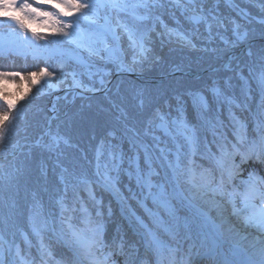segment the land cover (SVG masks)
I'll return each instance as SVG.
<instances>
[{
  "label": "snow or ice",
  "instance_id": "1",
  "mask_svg": "<svg viewBox=\"0 0 264 264\" xmlns=\"http://www.w3.org/2000/svg\"><path fill=\"white\" fill-rule=\"evenodd\" d=\"M35 4L48 5L52 10L44 11L40 7H33ZM144 9L145 15L140 16L137 14L138 9ZM151 5L148 0H137V2L130 3V0H91V2H83V0H0V16L5 17L6 21L12 22L20 30L17 35L25 42L35 44V41L41 39H47L46 36L39 35L35 29H31L30 25L26 21L38 20L44 18L45 22L51 21V25L56 28L57 34L64 38V42L71 45L72 48L67 52H62L60 55L67 56L68 60L77 63L84 69L89 70V75H93L90 71L94 65L89 63L91 57H97L99 59H109L113 61L119 60L118 52V41L120 34L117 29L122 30V33L127 35L128 40L133 48L138 49L137 55L141 58L145 57L149 49L145 43V35L137 37L134 29L130 28L129 25L120 19V14L130 15L139 20L148 19V12L150 11ZM11 13H21L22 15H16ZM76 14V19L73 22L66 23L60 17H71ZM194 23H200L204 21L207 24L209 35L211 36V29L213 23L217 27H223L222 22L218 21L216 16H212V22L210 23L206 16H192L189 17ZM87 21L89 24V30L84 31L81 29V22ZM102 21V22H101ZM115 21V23H113ZM235 23V22H233ZM239 25H236L232 31L234 39L229 41L225 36H220V39L229 46H235L244 37L238 31ZM31 30V37L28 32ZM181 39H186L182 34L177 33ZM109 38L117 42L116 46L109 45ZM191 43L190 40L186 41ZM37 49H40L41 45L35 44ZM86 52L88 59L81 54ZM75 53V54H73ZM106 54V55H102ZM260 59L264 62V51L260 54ZM67 73L63 71L57 76L56 72H50L47 67L40 68L38 71L28 73V77L33 86L41 85V81L44 84L38 87L37 94H43L45 88H52L58 85H62L66 82ZM72 82L74 87H82V84L76 78V74H71ZM15 77H24L19 72H3L0 71V81H6ZM260 81L264 84V72L260 75ZM103 83V80H101ZM213 97L219 103L221 101L222 93L220 89H212ZM191 103L194 110L198 114H202L203 109H207L208 102L206 98L200 93H192ZM7 110L0 112V153H7V148L3 147L4 142L11 131V127L14 123L22 118L20 112L16 111V104L9 99L7 96L2 97ZM179 115L174 118H169L168 115L160 114L158 116L159 123L150 122L147 129H145L143 135L151 136L153 142L158 146L160 138L155 135L157 129L161 130L165 136L171 138L173 143L176 145L175 160L169 163V168L172 171V180L179 185L182 181L184 184L191 186L189 196L184 197L189 202L196 200H202L205 205H208L209 209H216L217 216L222 217L223 212L227 210V206L230 205L232 208V215L240 217L244 212H250V215L244 216L243 221L246 225L250 224L255 226L258 231L264 233V179L257 180L250 175L247 181H244L247 185L243 192L237 191L235 186L231 188L232 179L236 175L238 165L232 164L231 167L226 168L225 162L229 158H234L235 155H241L242 161L248 158V154L257 151H264V124L258 126L259 137L248 141L246 138V129L243 125L235 126L233 135L236 137V142L233 143L227 139V136L223 132L216 133V125H211L213 128L214 136L216 139L214 143L218 151V155L211 154L217 168L220 170V176L217 179L207 169H201L197 171L196 166L193 165L190 159L191 155L195 154L196 147L200 142V126L191 124L185 117V109L183 101L180 102V106L177 108ZM210 124V121H205ZM136 135V140L133 144L134 149H141L144 154V161L147 164V170L140 167V155L137 153L134 157H129V167L134 170L129 171L128 175L135 176L137 185L142 190H147V196L145 199L151 197L154 203H157L160 207L165 208L170 215H174V210L170 208L168 201V193L164 190L163 185L153 184L152 177L154 172L152 170L151 161L153 158V149L148 144L144 143L139 138V134ZM62 138L52 136L49 143L45 145L49 151H57L59 149ZM180 141L186 144L190 152H181ZM64 144H67V140H63ZM247 144L248 154L241 152V148ZM118 146H112L109 150V154L105 160L100 159V153L97 154L96 162V175L100 177L103 186L112 191L117 196H120L117 183L121 172V165L124 162V153L117 150ZM166 149L161 148L160 152L163 154ZM189 156L187 164L182 163V156ZM67 171V170H65ZM113 173H115L113 175ZM64 180V177H61ZM13 180V174L4 172L2 166H0V183L5 186H11ZM80 183H87L86 179H80ZM156 191H153V189ZM68 183L65 182V192H67ZM211 194V195H209ZM207 197V199H205ZM123 203V198L120 197ZM237 200L240 201L241 207H237ZM260 201V205L256 204V201ZM61 209L60 213V224L63 228L66 227L68 233H70L72 243L69 247L74 249V254L78 257H83L88 264H106L108 256L103 255L102 249L105 247L103 241V226L101 223L94 221L90 214L86 213L82 219L84 227H78L72 222V217L69 214L65 216V212L75 211V207L68 209L64 204L63 200L58 201ZM146 211H149L146 209ZM201 214L206 217L212 224V227L220 231L225 221L222 219L221 223L217 224L216 221L209 215L208 211L200 209ZM30 220L33 224V231L39 234L41 228L51 227L52 231L55 232V227L52 224L51 219H45L43 209L38 200L33 198V204L30 209ZM151 215H156L151 213ZM100 213L97 212V216ZM134 215V214H133ZM158 219V217H157ZM7 224V220L4 221ZM162 223V222H161ZM165 231L168 228L165 227ZM7 241L4 240L2 234H0V253L3 251V246ZM261 247L255 253L254 258L242 259L239 264H264V241H261ZM159 248V245H158ZM174 251L172 249L169 250ZM97 253H101L97 255Z\"/></svg>",
  "mask_w": 264,
  "mask_h": 264
},
{
  "label": "trees",
  "instance_id": "2",
  "mask_svg": "<svg viewBox=\"0 0 264 264\" xmlns=\"http://www.w3.org/2000/svg\"><path fill=\"white\" fill-rule=\"evenodd\" d=\"M253 1L256 2L255 5H257L258 8H254L252 5L245 2H242V4L245 5L252 14L259 17L264 16V0ZM29 3H32V0H29ZM33 7L37 6L33 3ZM40 8L44 11L52 10L48 6H42ZM220 8L222 9V14L219 15V13L216 12V16L220 17L219 21L222 22L223 27L218 28L217 25L213 23V27L211 29V37L214 38L217 49L215 52L209 51L210 49L207 43L208 33L206 32L203 24L200 26H191L188 21H183L186 26L187 35L183 33L181 34L184 38H186V40L191 41L189 44L187 42H181L177 40L176 37L179 38L177 33H180L176 26L177 24L167 21L168 27L164 28L160 23L155 21L156 24L154 29H147L144 32H140V35L146 34L145 43L149 49L148 54L143 58L137 56V59L131 60V52L127 51L126 60L137 71L149 72V74L158 75L162 73H168L178 67L184 69H196L206 68L215 64L221 65V60L227 59L232 53H236L238 57H242L243 55L239 50L240 46L244 42L240 41L235 46L225 47L222 41L219 39L217 32H219L220 35H225L229 41H231L234 39L232 29L236 25H239L238 31L240 34H244V38L264 36V26L252 19H241L235 14H230L228 17L225 10L221 6ZM211 11H214V8L210 4L206 5L205 13L210 23L212 22V16L209 15V12ZM191 12L193 11H190V13ZM29 21L33 22L32 20ZM132 25L136 28V31L139 29L133 24V22ZM171 29L174 30V34L171 32ZM8 30L9 32H7ZM11 31L13 32V35L18 33V29L14 25L11 27H5L4 32L7 38H9V33L11 34ZM261 46V44H257L251 47L243 59H252L254 51H259L258 49H260ZM61 64L65 67L62 71L64 73H68V68L65 61H63ZM38 70V68H35V71ZM62 71H60V73ZM28 73V71L24 73L23 79L15 77L6 81H0V112L7 110L6 104L2 98L3 96H7L16 104V108L23 106V109L27 114L25 118L19 119L14 123L9 133L10 138L4 142V144L14 143V146H17L15 144L16 142L27 141L38 136L43 132L45 127L46 120L49 115V110H47L46 107L50 100L49 97L52 93V88H45L43 94L38 95L37 89L44 84V81H41V85L33 86L28 77ZM204 80H208L207 74L204 75L200 80L183 77L181 80L173 78L164 83H148L146 85L139 84L137 81H124L122 92L129 95L130 100L127 107L131 117H142L148 113L149 109H151L155 102H160L161 97L164 94L167 95L171 90H176L187 85L192 87L197 84L199 85ZM70 84L71 81L69 75H67L66 82L62 84L61 87L67 88ZM94 85L96 87L99 86L96 82ZM33 96H38L37 100L22 101V98H30ZM140 100H142L143 104H141ZM61 102L63 101L60 100L59 104ZM81 109V111H76L78 113L75 115V112L74 116L68 114L64 116V111L61 109L59 118L55 121V123H53L54 125L51 130V136L47 137V143L50 142L52 136L65 138V126L72 131V127L79 128L82 125L80 122H84L87 119H93L95 117L93 109L88 108L87 110H84L82 106ZM109 111H112L111 108H107L106 111H103L102 115H106L109 113ZM99 114H101V112H99ZM45 145L39 146L33 151L31 148L25 151L27 155L32 151V157H34L36 161L29 164L27 167V172L22 174V179L24 182L33 183L36 189H40L42 185L45 186V181L43 180L41 174L43 171V164L40 162V157L45 154H51L52 156L53 152L49 151ZM64 149L68 152V163L79 161L78 152L72 145L64 144ZM26 164H28V161ZM50 182L53 184V188L57 185L60 187L64 186L62 183H57V176H53L50 179ZM104 209L105 213H110L111 215L115 211L111 201H107L105 203ZM0 211L7 213L8 209L6 206L1 204ZM62 264L67 263L63 262Z\"/></svg>",
  "mask_w": 264,
  "mask_h": 264
}]
</instances>
